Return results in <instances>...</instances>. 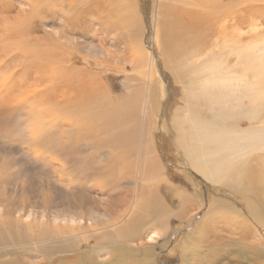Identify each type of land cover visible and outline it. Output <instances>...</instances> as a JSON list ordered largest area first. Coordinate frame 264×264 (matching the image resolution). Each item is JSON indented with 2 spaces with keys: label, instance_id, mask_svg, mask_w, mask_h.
Wrapping results in <instances>:
<instances>
[{
  "label": "bare ground",
  "instance_id": "1",
  "mask_svg": "<svg viewBox=\"0 0 264 264\" xmlns=\"http://www.w3.org/2000/svg\"><path fill=\"white\" fill-rule=\"evenodd\" d=\"M139 3L0 0L1 119L17 112L30 118L32 112L31 120L40 127L29 143L35 144L41 164L55 154L64 161L57 162L61 173L73 172L75 185L83 181L89 193L99 196L92 198L89 210L84 188L78 187L79 192H70L74 201L67 208L91 221L95 210L106 216L81 227L71 215L73 226L56 227L59 245L62 251L95 247L123 257H147L145 249L167 216L193 229L187 264L207 248L218 250L231 241L264 259V36L249 37L257 27L248 12L251 1L182 0L174 6L172 0H142L141 9ZM88 20L90 41L85 43L81 39ZM234 23L237 27L229 30ZM109 39L113 50L105 47ZM220 41L225 51L213 49ZM158 45L165 59L170 55L164 65L156 54ZM121 51H126L127 66L144 68L146 82L141 91L130 87L116 97L103 77L109 68L124 71ZM185 53L189 58L204 55L198 66L186 67L187 84L177 78L184 71L179 73L174 63ZM163 68H170L179 91L168 120L163 108L172 85L161 92L153 76ZM63 126L72 131L71 139ZM156 126L173 136L177 148L171 155L155 147ZM81 151L88 152L79 155ZM172 162L190 188L170 179ZM103 202L107 208L97 206ZM55 216L65 217L57 211ZM5 218L0 244L6 243L4 232L12 230L13 219L22 223L9 212Z\"/></svg>",
  "mask_w": 264,
  "mask_h": 264
},
{
  "label": "rangeland",
  "instance_id": "2",
  "mask_svg": "<svg viewBox=\"0 0 264 264\" xmlns=\"http://www.w3.org/2000/svg\"><path fill=\"white\" fill-rule=\"evenodd\" d=\"M181 1L182 0H172V4L177 6L178 4H182ZM250 1L251 6L248 12L251 16V23L257 27L249 33V37L260 40L261 37L264 36V1ZM142 5L141 0L138 8L141 9ZM88 24L89 20L85 28L86 30L84 31L85 39H81L83 42L87 41L85 43L90 41V37L87 34H89L91 30H87ZM228 27L229 30H233L237 27V24L234 23ZM244 30H247V27H244ZM112 34H114V32H112L111 35ZM138 40L139 38H135L133 41L137 43ZM210 40H215V38L212 37ZM95 43H98V39L95 40ZM224 43L223 41L218 42L213 49L218 50V48H220V51H225L226 47H224ZM105 47L113 50V41L109 39ZM162 49L163 47L161 45L157 46L156 54L161 64H163V61L166 62L167 59L170 61V55H166L167 59H165V56H163L165 52ZM142 51H146V49ZM120 53L126 56L122 60V62L124 61V71H122V69L109 68V70L106 71V75L103 77L106 87L108 86L109 89H111L110 92L116 95V97L125 96L130 87L136 88L137 91H141L139 88L142 87V82H146V75H141L144 68L139 66L138 69L133 70L131 66H127L125 62L127 59L126 51H121ZM185 54H181L184 56H177L179 60L173 62L177 65V68L180 69L179 73L184 71L183 76L176 75L177 78L183 80L185 84H187L186 67L189 68L193 65L198 66L201 61L203 62L202 59L204 55L189 58L188 54ZM145 55H147V53H145ZM170 64L171 66L173 65V63ZM170 64L168 63L167 67H170ZM138 71H140V73ZM162 72L163 73L159 70H155L153 73L154 79L160 81L157 83H159L161 87V92L172 85L170 68H163ZM163 74L166 75L167 78L163 77ZM171 90L172 92L165 98V107L163 108V110H166V120L171 117L175 109L176 101L174 96L179 93L178 88L174 85H172ZM205 112L208 111L206 110ZM29 114L30 118L28 116L24 118L20 112H17L15 115L12 114L13 116L9 115L7 121L1 119L0 116V227L6 226L4 222L6 220V212H9L12 218L20 219L22 222L19 224V220L13 219L14 225L12 230L10 232L8 230L4 232L6 243L0 244V264H151L149 261L150 259H157V261L155 260V263L157 262L156 264L188 263L186 259L188 255L187 249L190 248L189 245L191 240H193V237L190 235L191 233L193 234V229L187 224L184 225V220L169 219L167 216L161 217L162 221L160 223L162 227L161 230L160 228L158 230L159 235L151 241L150 248L145 249L147 257H143L139 253H133L123 257V255L113 254L111 251H97L95 247L91 249H82L81 252H78L73 251V249L68 246L66 250L62 251L63 247H60L59 240L55 236L58 224L73 226L72 222L68 220L71 215H73V223L77 226L84 227L90 225L92 222H101L106 219V216H101L103 213L102 210H98V212L95 210V219L91 221L87 218V215L85 218L81 217L76 215L73 209L67 208L68 204L72 206L74 201V196L71 195L70 192H79L78 187L84 188L82 192L85 193L84 195L87 199L85 200L86 207L89 210L93 207L92 202L94 200H92V198H99V196L93 192L89 193L88 190L85 189L86 187L83 181H81L79 185H75V175L73 172L68 174L61 173L57 168L58 164L64 161L61 158L59 159L55 154H51L47 164H41V155L37 156L34 152L35 144L29 143L31 137H33L32 133L36 128L40 127V123L35 119L31 120L33 115L32 112ZM9 117L11 118L9 119ZM55 122L58 124L57 121ZM49 124H51L50 126L52 128V124L54 123ZM45 128L47 127H44V130H46ZM56 129L59 131L57 127ZM64 129L66 130L64 133L66 139H71L70 136L72 131L66 127H64ZM153 137L155 139L154 145L159 151H164L167 155H171L175 152L177 146L171 134H166L164 131H161L159 126H156L153 131ZM92 147L89 146L91 150H93ZM37 149L40 152L41 147L37 146ZM87 152L88 151H81L78 154L83 155V153L86 154ZM164 152L163 154H165ZM169 158L172 160L174 159L172 156ZM175 163L177 164L178 162L175 161ZM169 165L172 167L168 172L170 179L184 188H190V183L185 180L184 174L181 172L182 169L173 167V162L169 163ZM64 170L69 171L70 164L66 163ZM59 188L66 189L69 194L62 191L57 192ZM59 202H61V204H66L63 206L58 204ZM97 206H106L107 208L106 202L98 203ZM62 208H64V211L61 210ZM11 210L12 215L10 213ZM55 211L65 215L64 219L56 217ZM75 220L76 223L74 222ZM147 231L149 232L150 228L147 229ZM11 232L15 233L14 235L19 234V236L12 237L10 235ZM194 234H196V232H194ZM224 234L227 235V233ZM187 236L189 238L188 243L185 242ZM164 245L165 248L163 247ZM81 248L82 247H80V249ZM206 251H209L205 252L207 256L202 253L198 254L196 258H191V264H264V259H260L261 257L258 258L244 245L234 241L227 242L218 248V250L215 249L212 251L210 248H207ZM200 255L205 259H202Z\"/></svg>",
  "mask_w": 264,
  "mask_h": 264
}]
</instances>
